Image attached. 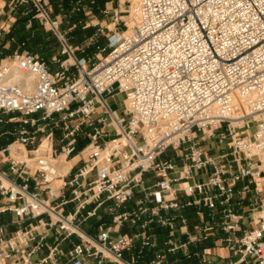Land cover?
<instances>
[{"label": "built area", "instance_id": "built-area-1", "mask_svg": "<svg viewBox=\"0 0 264 264\" xmlns=\"http://www.w3.org/2000/svg\"><path fill=\"white\" fill-rule=\"evenodd\" d=\"M86 1L114 18L105 44L102 25L75 44L51 0L0 5V30L6 6L24 7L27 28L37 19L57 39L60 66L26 41L0 58V125L13 124L0 133L13 136L0 215L17 226L0 224V264H264V0Z\"/></svg>", "mask_w": 264, "mask_h": 264}, {"label": "rangeland", "instance_id": "rangeland-1", "mask_svg": "<svg viewBox=\"0 0 264 264\" xmlns=\"http://www.w3.org/2000/svg\"><path fill=\"white\" fill-rule=\"evenodd\" d=\"M124 1V0H122ZM53 9L55 12L64 11V13L67 14V16L64 18V23L68 26L72 25L73 23H76L77 26H75L72 30V34L74 35V38L72 41H75V43H78L80 45L87 43L90 41V37L97 31L99 27L104 28V33L102 35L98 34L95 36L96 39H98L97 43H107V36L106 34L109 32L108 28L106 26H109L110 28H114V25L112 24L114 22V18L112 17L111 13L105 14V13H99L97 9H93L94 11L87 14V11L90 10V4L86 0H82L81 2H77V0H51ZM4 2L1 0L0 5H3ZM98 6L101 8L104 7V4L98 3ZM109 9H111V4H108ZM80 9H77L79 8ZM108 8V7H107ZM122 15H126V13H121ZM10 15L9 12V6H6L5 8V14L2 15L1 19L6 20ZM98 23V24H96ZM119 30L123 31L126 28L122 25H118ZM21 28V27H19ZM40 32L41 37L36 36L32 33L27 34L26 38L24 40L20 41V44L22 41H26L25 47H31V49L40 54L44 55L45 58L50 62L51 69L58 70L60 69V66L58 63L54 62L52 60V55L59 50L58 47V41L57 39L52 36L50 33H47L43 29L38 30ZM6 30H0V58L7 56L8 52L10 51V48L5 47V44L7 42H14V40H11L7 37ZM38 35V34H37ZM19 44V45H20ZM13 45V44H12ZM11 47V46H10ZM24 47V48H25ZM20 47H18L19 49ZM91 48L93 46L91 45ZM22 49V47L20 48ZM95 48L91 49L93 51ZM124 98V94H118L115 97L110 98V102L114 108L121 109L122 108V100ZM33 116L39 117L40 113L34 114ZM257 123L253 122L251 123V132H253L256 129ZM13 129V124H2L0 125V133L1 131ZM61 131L57 130V136H60ZM13 139L12 135L9 134H2L0 135V147L6 145L9 141ZM88 140L80 138L78 149L83 147ZM206 142L208 144H216V140H212L211 138L207 139ZM176 156V152L173 150V148L168 149L164 155L162 156L163 159ZM260 183L264 185V182L261 180ZM136 199L128 201L121 210L123 209H133L135 207ZM107 207L103 206L99 209L98 214L100 213L102 221H106L109 219V212H110V203L107 202ZM73 205L70 204L68 208H71ZM90 206L89 208H91ZM90 222L98 223L99 219L98 217H94L90 219ZM88 226V224H84V227ZM221 253H226L225 250L221 248Z\"/></svg>", "mask_w": 264, "mask_h": 264}, {"label": "crops", "instance_id": "crops-1", "mask_svg": "<svg viewBox=\"0 0 264 264\" xmlns=\"http://www.w3.org/2000/svg\"><path fill=\"white\" fill-rule=\"evenodd\" d=\"M108 4H111V7L114 8V7H117V6L119 5V1H118V0H106V2H105V4H104V7H108V8H109ZM24 10H25L24 7H19V8L17 9V11L15 12V16H13V15L11 16V14H10L9 17L6 19V21H10V27H9V29L6 30L7 34L10 33V30H11V28H12V25H13L17 20H18V24L23 23V24H25V27H26V23H27V19H28V17L24 14ZM34 27H35V28H34ZM26 29H27L28 31L31 30L32 32H30V33L34 34L35 31L41 29V27H40V25H39V21H38L37 19H35V20H34V25H33V27H32L31 29H29V28L26 27ZM46 32H47V31H46ZM47 33H49V32H47ZM50 34H51V33H50ZM7 37L10 38L11 36H10V35H7ZM10 39H11V40H14V42H10V40H9V42H7V43L5 44V47L10 48V49H9L10 51L8 52L7 55H10V54H12L15 50H17L18 47H19L20 41H21V40L14 39L13 37H11ZM73 42L75 43V41H73ZM12 44H13V45H12ZM75 44H78V43H75ZM10 46H11V47H10ZM25 49H30V50H32L30 47H25ZM32 51H33V50H32ZM57 53H58V51L54 54V56H55ZM54 56L52 55V57H54ZM5 146H6V145L1 146V147H5ZM5 166H6V165H5ZM1 202H5V200L0 199V203H1ZM12 219H13V216H12V214H11L10 212L2 213V214L0 215V224H8V228H9V230H14L17 226H16V224H12V223H11V220H12ZM90 224H91V225H96V224H98V223L90 222ZM86 227H87L88 229L91 230V228H89V227H90L89 225L86 226ZM78 240H79L78 237L73 236L71 239H69V240L67 241V243H63V248H64L65 250L68 249V248L71 246L72 242H74V241H78ZM49 242L51 243V242H52V239H50ZM206 245H207V246H212V245H213V242L208 241V242L206 243ZM221 248H222L223 250H225L226 253H221ZM216 251L218 252L219 255H221V256H223V257H228V256H230V251H229L225 246H223V245H219L218 247H216ZM42 255H43V254H42ZM148 259H149V257H146L144 260L147 261Z\"/></svg>", "mask_w": 264, "mask_h": 264}, {"label": "bare ground", "instance_id": "bare-ground-1", "mask_svg": "<svg viewBox=\"0 0 264 264\" xmlns=\"http://www.w3.org/2000/svg\"><path fill=\"white\" fill-rule=\"evenodd\" d=\"M3 1V0H2ZM241 109H242V113H245V109H246V106L245 105H242L241 106ZM240 117V115H236L235 118L236 120H238ZM241 122V120H239ZM47 145V139H44V143H43V146H46ZM11 149H12V155L16 156V157H21L22 155H24L26 153V148L25 146L21 145L19 142H15L11 145ZM78 159V157H76L74 160L72 161H65L62 159V165H61V168L63 171H67L72 163L74 161H76Z\"/></svg>", "mask_w": 264, "mask_h": 264}, {"label": "trees", "instance_id": "trees-1", "mask_svg": "<svg viewBox=\"0 0 264 264\" xmlns=\"http://www.w3.org/2000/svg\"><path fill=\"white\" fill-rule=\"evenodd\" d=\"M99 3H102V4H105V2H106V0H99L98 1ZM19 27H21V28H19ZM35 28V27H34ZM30 32H32L31 30H27L26 29V27H25V24H23V23H20V24H18V20L12 25V28H11V30H10V33H9V35L11 36V37H13L14 39H17V40H24L27 36V34H30ZM38 34V35H37ZM34 37H36V36H40L41 37V35H40V32L37 30V31H35L34 32ZM74 35H75V33H74ZM37 38V37H36ZM31 48V47H30ZM162 237V235L161 234H159V238H161Z\"/></svg>", "mask_w": 264, "mask_h": 264}]
</instances>
